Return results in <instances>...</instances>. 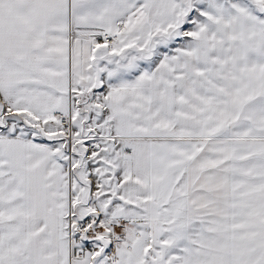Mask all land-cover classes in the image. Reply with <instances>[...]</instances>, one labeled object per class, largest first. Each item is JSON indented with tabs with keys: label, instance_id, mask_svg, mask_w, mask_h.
<instances>
[{
	"label": "snow or ice",
	"instance_id": "1",
	"mask_svg": "<svg viewBox=\"0 0 264 264\" xmlns=\"http://www.w3.org/2000/svg\"><path fill=\"white\" fill-rule=\"evenodd\" d=\"M0 264H264V0H0Z\"/></svg>",
	"mask_w": 264,
	"mask_h": 264
}]
</instances>
